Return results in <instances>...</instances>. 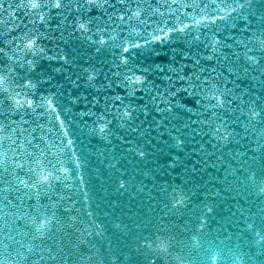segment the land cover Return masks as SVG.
Masks as SVG:
<instances>
[{
	"label": "water",
	"instance_id": "water-1",
	"mask_svg": "<svg viewBox=\"0 0 264 264\" xmlns=\"http://www.w3.org/2000/svg\"><path fill=\"white\" fill-rule=\"evenodd\" d=\"M134 1L0 0V264H264V0Z\"/></svg>",
	"mask_w": 264,
	"mask_h": 264
}]
</instances>
